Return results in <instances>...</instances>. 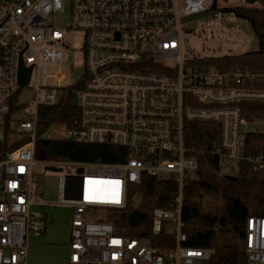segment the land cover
Instances as JSON below:
<instances>
[{
	"label": "built area",
	"instance_id": "1",
	"mask_svg": "<svg viewBox=\"0 0 264 264\" xmlns=\"http://www.w3.org/2000/svg\"><path fill=\"white\" fill-rule=\"evenodd\" d=\"M222 9L218 0H0V264H27L29 239L43 232L48 220L44 208L60 205L72 208L68 264H210L215 250L186 245L182 231L183 182L195 179L199 168L185 146L187 122L220 126L210 151L222 174L236 173L241 162L264 170V151H253L254 142L247 140L264 135L248 128L264 123V116L248 120L240 105L264 104V72L213 64L211 58L222 54L190 44L198 28L186 23L192 16H211L199 31L219 28L221 35L211 29L212 36L229 40L222 47L232 44L229 51L236 54L238 31L224 25ZM77 34L83 36L85 84L76 93L79 115L66 126L64 139L124 147L129 158L42 162L75 170L60 175L59 200L46 202L32 186L39 108L60 102L67 78L60 69L63 49ZM20 60L32 67L26 85L19 83ZM51 67L59 69L50 72ZM24 87L35 91L31 105L17 103ZM24 113L28 117L19 116ZM19 130L25 137L9 140ZM144 174L179 182L172 208L152 210V233H172L171 248L120 236L108 218L111 210L125 207L128 185ZM96 180L107 184L100 189ZM98 210L107 216L88 218ZM244 244L247 264H264V216L248 219Z\"/></svg>",
	"mask_w": 264,
	"mask_h": 264
},
{
	"label": "trees",
	"instance_id": "2",
	"mask_svg": "<svg viewBox=\"0 0 264 264\" xmlns=\"http://www.w3.org/2000/svg\"><path fill=\"white\" fill-rule=\"evenodd\" d=\"M246 2L244 6L222 11L250 23L258 38V49L243 54L227 53L211 61L226 68L264 72V0ZM212 10H217L216 4ZM84 84L83 77L66 88L58 104L40 106L36 160L124 163L129 158L127 149L120 146L43 138L50 125L71 126L76 120L79 115L76 93ZM240 105L248 120L264 116V104L243 102ZM220 130L213 122L189 121L185 126V146L190 150L189 155L196 157L199 168L195 179L185 178L183 182L182 231L187 237L186 245L215 250L210 264H247L244 238L248 219L264 216V170L255 171L249 163L241 162L236 173L222 174L219 158L210 151ZM247 140L254 142L253 151H264V135L253 134ZM178 193L179 182L175 177L159 179L144 174L139 183L128 185L125 207L111 210L109 214L115 233L125 238L149 239L159 248L173 247L172 233H152V210L154 207L171 209Z\"/></svg>",
	"mask_w": 264,
	"mask_h": 264
},
{
	"label": "rangeland",
	"instance_id": "3",
	"mask_svg": "<svg viewBox=\"0 0 264 264\" xmlns=\"http://www.w3.org/2000/svg\"><path fill=\"white\" fill-rule=\"evenodd\" d=\"M246 0H218L220 8H231L236 6L246 5ZM224 13V25L235 28L238 31L235 41L237 45L233 48L236 54H243L258 49V38L254 33L250 23L235 15H230L228 12ZM211 16L195 17L192 16L186 23L187 25H195L198 29V34L194 33L190 44L196 49L201 50L205 47V52L209 54H226L232 48V44L222 47V42H231L227 39L213 37L211 29L215 36L221 35L219 28L206 29L204 32L199 31L200 24L209 20ZM83 36L77 34L75 42L68 48L63 49V60L60 67L66 75V81L63 83L65 88L76 84L82 79L85 74V56L82 49ZM233 52V53H234ZM58 67H51L50 72L58 70ZM35 101V91L32 88L24 87L23 91L18 97L17 103L31 105ZM20 117H28L27 114H21ZM12 128L16 130L19 128L18 121H12ZM249 129H255L264 133V123L258 121L248 125ZM68 136V128L64 124L55 123L50 125L43 134V138L49 139H64ZM22 131L12 132L9 140L18 141L24 138ZM33 190L34 192L46 202H57L59 200L58 185L59 178L62 173L73 174L74 168L64 165L62 171H51L45 169V164L37 160L34 165ZM46 211L52 216V220L47 223L46 231L33 235L30 237V242L34 244L32 252L28 255L27 264H68L70 248L71 233V214L72 208L69 205H60L57 207H46ZM96 216H107L106 210H98L95 215H88L89 219H94ZM167 230L173 232L175 226L172 223L167 224Z\"/></svg>",
	"mask_w": 264,
	"mask_h": 264
},
{
	"label": "water",
	"instance_id": "4",
	"mask_svg": "<svg viewBox=\"0 0 264 264\" xmlns=\"http://www.w3.org/2000/svg\"><path fill=\"white\" fill-rule=\"evenodd\" d=\"M31 69L32 67H26L22 60H20V72H19V83L21 85H26L28 84L30 74H31ZM46 170H51V171H62V167H57L54 165H45ZM82 172V169H79V173ZM81 178V177H80ZM82 180V178H81ZM82 193V188L80 190V197Z\"/></svg>",
	"mask_w": 264,
	"mask_h": 264
},
{
	"label": "crops",
	"instance_id": "5",
	"mask_svg": "<svg viewBox=\"0 0 264 264\" xmlns=\"http://www.w3.org/2000/svg\"><path fill=\"white\" fill-rule=\"evenodd\" d=\"M45 208H46V207H45ZM45 208H44V212H45L46 217L48 218V220L46 221V226H47V223H49V221L52 220V216H53V215L51 216V215L49 214V212L45 210ZM46 226H45V228H44V231H46ZM35 235H38V234H35ZM70 241H71V233H70ZM33 246H34V244L30 242V251H29V254L32 252V248H33ZM68 246H69V248H70V242L68 243ZM68 260H69V259H68Z\"/></svg>",
	"mask_w": 264,
	"mask_h": 264
},
{
	"label": "bare ground",
	"instance_id": "6",
	"mask_svg": "<svg viewBox=\"0 0 264 264\" xmlns=\"http://www.w3.org/2000/svg\"><path fill=\"white\" fill-rule=\"evenodd\" d=\"M91 181H93V180H91ZM96 182H97L98 187L100 189H103V187L107 184V181H105V180H96Z\"/></svg>",
	"mask_w": 264,
	"mask_h": 264
}]
</instances>
